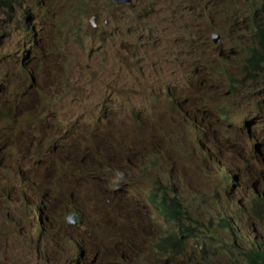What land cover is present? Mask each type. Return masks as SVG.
I'll list each match as a JSON object with an SVG mask.
<instances>
[{
    "label": "rangeland",
    "instance_id": "1",
    "mask_svg": "<svg viewBox=\"0 0 264 264\" xmlns=\"http://www.w3.org/2000/svg\"><path fill=\"white\" fill-rule=\"evenodd\" d=\"M0 1V264L229 263L227 234L208 223L222 186L210 170L213 159L244 169V190L264 194L252 139L264 155V64L260 78L239 71L260 0ZM21 91L16 134L3 111ZM44 99L51 109L33 105ZM93 126L100 134L82 135ZM67 129L75 133L58 134ZM107 156L113 167L99 163ZM155 180L176 186L202 218L186 256L169 260L150 240L172 230L145 208ZM40 204L39 231L28 213ZM115 217L122 234L112 231Z\"/></svg>",
    "mask_w": 264,
    "mask_h": 264
},
{
    "label": "trees",
    "instance_id": "2",
    "mask_svg": "<svg viewBox=\"0 0 264 264\" xmlns=\"http://www.w3.org/2000/svg\"><path fill=\"white\" fill-rule=\"evenodd\" d=\"M0 4L5 5L2 1H0ZM259 13H264V0H260L259 6H255L253 9L254 19L252 27L248 28L250 35H246L253 45L243 56L239 68L243 76L249 80L260 78L261 69L264 64V19H255L256 15ZM21 56L23 58L24 53H21ZM26 74L28 75L29 83L34 84L35 79L33 74L30 72H26ZM228 77L231 78V76ZM12 101L13 106L6 105V110L3 111L5 118L9 121L16 134H24V112H26L24 111V91L14 95ZM33 105L37 106V103ZM218 114L221 117L225 116L221 110L218 111ZM68 130L74 132L71 129H67L60 130L58 134L61 131L66 132ZM98 134H100L98 127L93 126L87 134L82 135L95 137ZM247 134L250 135V129L248 127ZM4 139L6 141L5 136ZM252 139L255 143L254 152L263 163V171L258 174L264 178V155L260 151L257 138L253 136ZM52 143L55 146L54 139ZM99 144L102 143L95 144L91 149L96 152L101 151L102 148H99ZM111 157L112 156H107L102 158L99 163L101 165L109 164L113 167V159ZM94 169H96L98 173H101L100 167H94ZM89 174H91V172H89ZM15 175H18L20 183L24 182L20 170L16 171L12 169L10 178H13ZM210 177L213 178L216 183L222 180L223 184L219 186L218 191L215 192L213 202L207 206L210 208L211 214L213 215L209 218L208 223L211 228H218L227 234L229 243L226 246V251L232 257L229 263L219 264H264V194L257 192L254 187H250L247 191L244 190L242 187V183L246 179V171L244 169L242 170L234 167L228 168L226 164L219 163L214 159L212 160ZM89 181L90 176L88 175L87 182ZM147 181L150 180L147 179ZM115 182H119L116 174L111 177V183L114 184ZM218 192H222V199L218 197ZM75 195L76 197H81L78 188L75 189ZM143 196L145 208L154 211L172 226V230L168 231L167 234H163L158 238H150L153 247L166 253L169 260L175 259L177 255L186 256V242L187 240L194 239L201 232L200 229L204 226L202 218L195 217L189 212L188 207L182 202L180 193L175 188L171 187L165 180H155L151 182V186L143 191ZM42 206L44 205L40 204L39 206L32 207L29 209V211H32L31 214L30 212L28 213L29 219H32L33 210L37 211L35 214L37 213L39 231L41 228L45 227ZM230 209H233V211L230 212ZM79 211V209L74 208L72 212L78 214ZM147 216L149 221L153 222L150 212H147ZM119 223L117 217L112 219V231L116 234H122L124 229V226L119 225ZM248 226H251L250 230H247ZM206 227L208 228V226ZM180 264L189 263L180 261ZM194 264L201 263L195 262Z\"/></svg>",
    "mask_w": 264,
    "mask_h": 264
},
{
    "label": "bare ground",
    "instance_id": "3",
    "mask_svg": "<svg viewBox=\"0 0 264 264\" xmlns=\"http://www.w3.org/2000/svg\"><path fill=\"white\" fill-rule=\"evenodd\" d=\"M121 2H128L127 0H117L116 1V3L117 4H123L124 6H126L127 8H131V6H127L126 4H124V3H121ZM132 4H133V0H132ZM143 14H144V12H143ZM30 84V86H34V84H32V83H29ZM25 95L27 96V95H29L30 96V93H25ZM37 103V107H39L40 109L41 108H46V109H51V107H52V103L51 102H49V101H47L46 99H44V100H42V102H36ZM29 106V105H28ZM55 141V140H54ZM72 142V137L69 139V144H68V146H71V143ZM231 177V176H230ZM240 179V178H239ZM222 183H221V185L223 184V181H221ZM238 184H240V183H238ZM259 192H263V190L261 189ZM233 211V209H230V212H232ZM35 212H37V211H34L33 210V217H35L36 216V214H35ZM232 217V216H231ZM36 218H38L37 216H36ZM230 220V219H229ZM71 221V220H70ZM65 222H67V220H66V217H65ZM67 224L69 225V226H74V224H72V223H68L67 222ZM240 229V228H239ZM250 230L251 229V226H248L247 227V230Z\"/></svg>",
    "mask_w": 264,
    "mask_h": 264
},
{
    "label": "water",
    "instance_id": "4",
    "mask_svg": "<svg viewBox=\"0 0 264 264\" xmlns=\"http://www.w3.org/2000/svg\"><path fill=\"white\" fill-rule=\"evenodd\" d=\"M114 3H116L117 0H112ZM128 2H121V3H124L126 4L127 6H131L132 5V0H127ZM144 14H147V13H144ZM216 41V39H215ZM76 218V214L72 213V214H69L67 217H66V220L68 223H71V219H75Z\"/></svg>",
    "mask_w": 264,
    "mask_h": 264
},
{
    "label": "clouds",
    "instance_id": "5",
    "mask_svg": "<svg viewBox=\"0 0 264 264\" xmlns=\"http://www.w3.org/2000/svg\"><path fill=\"white\" fill-rule=\"evenodd\" d=\"M213 42L214 43H216L217 42V40L215 41L214 39H213ZM215 46V45H214ZM175 189H176V186H175ZM177 190V189H176ZM178 191V190H177ZM73 213H75V212H73ZM70 214H72V213H70ZM77 216H78V214L77 213H75ZM79 217V216H78Z\"/></svg>",
    "mask_w": 264,
    "mask_h": 264
}]
</instances>
